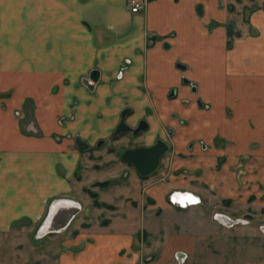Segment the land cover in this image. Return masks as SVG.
Instances as JSON below:
<instances>
[{
	"label": "rangeland",
	"instance_id": "rangeland-1",
	"mask_svg": "<svg viewBox=\"0 0 264 264\" xmlns=\"http://www.w3.org/2000/svg\"><path fill=\"white\" fill-rule=\"evenodd\" d=\"M144 1L140 13L151 0ZM159 3L169 12L158 13L159 27L144 24L137 33H125L123 38L136 37V45L106 44L98 50L105 58L90 71L74 65L72 73L52 80L37 79L25 68L17 48L19 16L0 8V121L18 125L30 154L24 174L5 176L25 181L27 207L0 227V264H62L64 255L84 246L85 237L99 233L124 235L122 250L137 256L138 264H167L159 257L165 241L150 234L162 226L177 232L174 223L194 213H181L178 205L157 212L153 194L169 185V204L173 190L200 189L211 197L203 200L204 212L226 210L264 221V61L241 53L242 42H257L261 47L251 51L263 58L264 0ZM120 49L130 50V60L109 70V55ZM219 71L228 84L226 101L214 89ZM123 110L128 125L142 120L147 128L136 136H114ZM155 139L168 149L157 169L141 177L120 153ZM221 170L229 171L231 191L211 194ZM72 202L80 208L71 222L45 232L51 216ZM190 261L185 256L183 264ZM175 262L171 253L169 263Z\"/></svg>",
	"mask_w": 264,
	"mask_h": 264
},
{
	"label": "crops",
	"instance_id": "crops-1",
	"mask_svg": "<svg viewBox=\"0 0 264 264\" xmlns=\"http://www.w3.org/2000/svg\"><path fill=\"white\" fill-rule=\"evenodd\" d=\"M159 1L161 0H151L140 14L128 11L126 0H0V8L16 11L19 16L17 48L19 58L23 59L24 66L27 65L25 68L38 75L37 79L52 80L56 79L59 73H72L74 65L81 64L85 73L90 71L105 58L104 51L99 55L98 50L106 47V44L111 48L118 47L120 43H125L123 47L136 45V37L133 40L123 38L125 33L130 30L137 33L144 24L151 28L156 25L159 27L160 23L156 20L158 15L169 14L166 8H159L160 5L162 7ZM4 24L7 25V20ZM241 47L242 55L247 54L254 62L264 61V55L261 56L262 59H257L255 52L251 51L261 47L260 43L254 42L250 46V43L242 42ZM130 53V50L123 49L114 51L108 56L112 65L107 68L111 70L116 67L117 71L120 70L122 64L119 60L131 58V55H128ZM222 73H217L216 78L221 81L214 89L224 94L220 97L227 100L228 84L223 83ZM24 141L25 137L16 123L0 121V227L19 218L27 207L25 181H19V177H5L10 173H25V155L30 154H26ZM37 155H41V152L38 151ZM228 176V170L214 174L216 181L213 187H210V193L213 194L215 189L230 192L228 183L232 179L229 180ZM171 188L169 185L163 193L157 196L153 194L157 212L160 211V214L163 210L175 209L166 199V192ZM186 190L195 192L200 198V203L187 209L181 208L179 212H186L191 208L193 215L174 223L173 227L178 229L177 232L167 233L165 228L169 229V226H162L155 234L149 233L150 236L156 235L165 241L161 255L159 254L162 262L170 264L171 253H174L176 259V254L181 252L187 260H191L189 264H264V232L260 230L264 221H255L245 215H232L226 210H221L220 213L232 219L240 217L249 221L248 224H232L230 227L222 225L213 219V213L217 211L208 213L200 209L203 200L208 198L200 189ZM37 202L41 203V200L38 199ZM199 209L201 211L198 213ZM159 215L153 218L156 220ZM85 238L83 239L86 242L77 254L64 255L62 264H138L137 256L122 250L128 242L122 234L99 233L96 237Z\"/></svg>",
	"mask_w": 264,
	"mask_h": 264
},
{
	"label": "water",
	"instance_id": "water-1",
	"mask_svg": "<svg viewBox=\"0 0 264 264\" xmlns=\"http://www.w3.org/2000/svg\"><path fill=\"white\" fill-rule=\"evenodd\" d=\"M196 10L198 14L201 15V7L197 6ZM165 47H167V45H165ZM177 66L181 69L185 68L183 65L178 64ZM184 82L187 83L188 81L184 79ZM142 123L144 124V126L140 129H146L147 124L144 121H142ZM138 131L139 130L136 129L132 130V132L134 133ZM167 149V145L162 140L158 139L155 144L150 147H141L136 149L125 150L121 158L123 159V161L132 165L139 176L146 177L157 169L159 161L162 155L167 151ZM73 205V207H67L66 205L67 208L61 211L63 214L59 216L61 217L60 223H58V220L57 225L49 226V229H44L45 232H50L53 230L58 231L60 229L65 228L69 224V219L73 218L80 208L79 205L75 203H73ZM184 258L185 255L181 252H178L176 254V262L174 264H183Z\"/></svg>",
	"mask_w": 264,
	"mask_h": 264
},
{
	"label": "built area",
	"instance_id": "built-area-1",
	"mask_svg": "<svg viewBox=\"0 0 264 264\" xmlns=\"http://www.w3.org/2000/svg\"><path fill=\"white\" fill-rule=\"evenodd\" d=\"M145 1L144 0H127L126 1V7L127 10L130 11L131 13H137L139 11L142 10V8L145 5ZM177 194L180 195V198H183L181 196L184 195H190L192 196V202L189 200H185L183 203H181L178 198H177ZM169 202L171 205H178L181 208H186L188 206L191 205H196L198 203H200V198L198 195L187 191V190H173L172 192L169 193ZM191 202V203H190ZM213 219L216 220L218 223H221L222 225H226L228 227H230L232 224H248L249 221L245 218H230L227 215L217 212L213 214ZM260 230L262 232H264V224L260 225Z\"/></svg>",
	"mask_w": 264,
	"mask_h": 264
},
{
	"label": "flooded vegetation",
	"instance_id": "flooded-vegetation-1",
	"mask_svg": "<svg viewBox=\"0 0 264 264\" xmlns=\"http://www.w3.org/2000/svg\"><path fill=\"white\" fill-rule=\"evenodd\" d=\"M126 112H127V110H123V111L120 112V116H119L118 123H116V126H115V128H114V136H117V135H119V134H124V133H129L130 135L136 136V135H138V133H139L140 131H144V130H145V129H143V130L140 129L141 127L144 126V124L142 123V120L138 121V123H137L134 127L128 125V124L125 122V118L127 117V116H125ZM146 128H147V127H146ZM135 129H136V130H139V131H138V132H135V133L132 132V130H135ZM157 140H158V139H155L154 143H152V144H150V145H146V146H144V145H138V146H133V147H127V148H125V149L120 153V155H123V153H124L125 150L136 149V148H141V147H150V146L154 145L155 142H156ZM176 196H177L178 200H179L181 203H183L186 199L189 200V201L192 200V196H190V195H184V196H181V197H183V198H180V195H179V194H177ZM191 202H192V201H191ZM191 202H190V203H191Z\"/></svg>",
	"mask_w": 264,
	"mask_h": 264
},
{
	"label": "bare ground",
	"instance_id": "bare-ground-1",
	"mask_svg": "<svg viewBox=\"0 0 264 264\" xmlns=\"http://www.w3.org/2000/svg\"><path fill=\"white\" fill-rule=\"evenodd\" d=\"M70 206H74L73 205V203H71V205ZM67 207H69V205H67ZM59 213H61V212H59V210L58 211H56L52 216H51V218H50V225L49 226H55V225H57L58 223L56 222V219H57V216L58 215H60ZM52 214V213H51ZM71 220H72V218H70L69 219V223L71 222ZM65 221V220H64ZM48 226V227H49Z\"/></svg>",
	"mask_w": 264,
	"mask_h": 264
}]
</instances>
